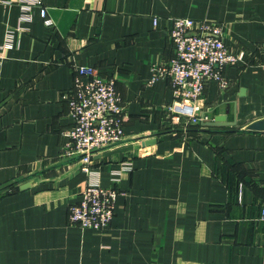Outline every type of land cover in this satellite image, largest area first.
Returning <instances> with one entry per match:
<instances>
[{"label": "crops", "instance_id": "0c3cea01", "mask_svg": "<svg viewBox=\"0 0 264 264\" xmlns=\"http://www.w3.org/2000/svg\"><path fill=\"white\" fill-rule=\"evenodd\" d=\"M31 1L0 3V264H264V131L249 128L264 121V0ZM173 17L223 24L240 55L226 89L206 83L198 125L168 114L169 79L150 82L176 54ZM78 64L114 76L124 106L93 174L64 156ZM216 115L235 124L206 125ZM91 180L119 193L103 230L69 221Z\"/></svg>", "mask_w": 264, "mask_h": 264}, {"label": "built area", "instance_id": "2783aa9c", "mask_svg": "<svg viewBox=\"0 0 264 264\" xmlns=\"http://www.w3.org/2000/svg\"><path fill=\"white\" fill-rule=\"evenodd\" d=\"M5 0H0V3ZM40 0L24 3L25 9ZM46 14V8H42ZM156 21V20H155ZM223 24L191 17H173L169 38L175 56L154 69L150 82L160 77L170 80L175 99L167 106L177 123L198 125L208 116L202 113L201 95L206 83L216 80L222 89L230 85L223 73L226 65L234 64L240 55L228 49ZM264 48V44L261 45ZM73 86L62 93L74 119L68 131L70 141L64 149L67 158L78 156L82 169L93 174L94 156L101 149L124 139V106L114 76L104 77L89 64H78ZM118 190L103 186L96 180L88 182L80 201L71 204L69 221L82 229L103 230L110 226L116 209ZM264 219V208L262 210Z\"/></svg>", "mask_w": 264, "mask_h": 264}, {"label": "water", "instance_id": "95a60500", "mask_svg": "<svg viewBox=\"0 0 264 264\" xmlns=\"http://www.w3.org/2000/svg\"><path fill=\"white\" fill-rule=\"evenodd\" d=\"M225 118L222 115H216L214 120L212 121H207L206 125L208 126H219V125H234V122H228V123H224ZM251 130H258V131H264V121H260L255 123L254 125H252L251 127H249ZM28 187H30L29 183H25L23 185H21V189H27Z\"/></svg>", "mask_w": 264, "mask_h": 264}]
</instances>
